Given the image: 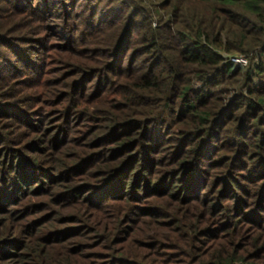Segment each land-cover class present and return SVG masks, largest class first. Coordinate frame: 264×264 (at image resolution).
I'll use <instances>...</instances> for the list:
<instances>
[{"label":"trees","instance_id":"trees-1","mask_svg":"<svg viewBox=\"0 0 264 264\" xmlns=\"http://www.w3.org/2000/svg\"><path fill=\"white\" fill-rule=\"evenodd\" d=\"M70 4L86 16L89 46L68 50L81 59L64 110L97 124L89 143L58 147L41 166L14 145L11 110L22 109L0 101L13 123L0 125V264H264V0ZM11 32L0 15L1 46ZM61 135L70 142L71 124ZM46 182L48 201L4 207L12 189L17 205L26 185ZM129 223L151 228L129 239Z\"/></svg>","mask_w":264,"mask_h":264},{"label":"rangeland","instance_id":"rangeland-1","mask_svg":"<svg viewBox=\"0 0 264 264\" xmlns=\"http://www.w3.org/2000/svg\"><path fill=\"white\" fill-rule=\"evenodd\" d=\"M70 2L71 0H0V15L5 17V22L12 31L7 36L13 38L11 47L0 45V76L4 77L0 79V101H13L17 109H22L18 112L11 110L15 116H20V121H16V118L12 121L16 124L11 128L14 132L11 136L16 140L14 141L16 149L41 160V166H48L49 154L58 147H63V150L67 149L69 154H72L74 150L80 148L82 142L89 143V140H85V136L97 124L95 119L79 124L83 118L73 115L66 117L64 107L68 99L62 101V96L78 78V75H73L77 68V64L74 63H79L80 52L85 50V46H89L82 45L88 37L86 16L84 17L80 6H71ZM75 39L77 44L73 43ZM73 47L79 54L68 51L75 50ZM9 81L13 85V89L9 91L12 96L4 95L7 88H2ZM104 85L105 83L101 84ZM85 86L88 89L85 94L91 96H89L90 103L94 102V107L98 102L97 78L87 82ZM55 90L59 93L56 98ZM27 120L33 125H28ZM4 122L13 124L10 120L0 117V125H4ZM69 124H71V136L70 142L67 143V136H62L61 132ZM35 174L33 183L36 180H44L42 173ZM6 180L10 182L9 179ZM0 186H3L2 182ZM26 186L24 188L27 190L25 192L28 193L27 195L22 194L23 188L15 196L18 200L17 205L13 197L11 198L15 190L12 189L11 195L5 198L4 207L19 212L31 202L48 201L49 193L46 192L52 189L48 182L43 184L41 190H36L39 186ZM8 188H12L11 182L8 183ZM2 199L3 197L0 200ZM125 206L123 201H118L108 209V216H115ZM49 211L51 210L44 209L40 215L45 216ZM139 215L141 214L138 210L132 213L134 218H138ZM139 227L147 229V224L129 223V229L126 230L129 239H144L139 233ZM150 228L151 226L148 229ZM130 229L133 231L131 232ZM116 247L119 248L120 245ZM102 251L109 252L107 253L109 255L114 254V249H102ZM110 261L111 258L101 259L104 264Z\"/></svg>","mask_w":264,"mask_h":264},{"label":"built area","instance_id":"built-area-1","mask_svg":"<svg viewBox=\"0 0 264 264\" xmlns=\"http://www.w3.org/2000/svg\"><path fill=\"white\" fill-rule=\"evenodd\" d=\"M234 61H236L237 63H243V64H247L249 62L248 57L244 56V55H239V56H235L233 57Z\"/></svg>","mask_w":264,"mask_h":264}]
</instances>
